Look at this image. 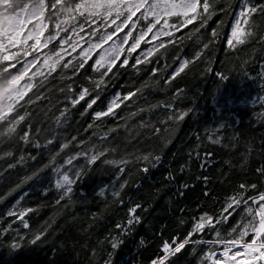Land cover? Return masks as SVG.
<instances>
[{"label": "trees", "instance_id": "trees-1", "mask_svg": "<svg viewBox=\"0 0 264 264\" xmlns=\"http://www.w3.org/2000/svg\"><path fill=\"white\" fill-rule=\"evenodd\" d=\"M224 2L219 0V4ZM237 2L233 0V4ZM235 15V12L227 16L220 13L209 21L207 30L201 29L199 33L192 31L198 25L194 21L174 32L173 37H162L173 42L158 49L147 64L133 67V59L140 50L134 53L129 65L120 69L103 93L104 97H110L115 92L141 89L118 110L123 119L110 117L104 118L103 123L94 122L92 110L81 115L84 102L75 108L69 106L65 116L60 117L68 104L66 93L60 89L68 81L60 79L59 69L43 82L42 78H36L37 87L28 94L35 102L28 106L31 115L25 124H31L30 140H39L41 148L19 140L0 139V155L7 151L14 153L0 159V195L20 183L23 176L46 164L49 149L57 148L72 136L77 139L60 154L58 164L77 152L90 153L93 147L101 146L116 149L108 153L109 159L149 151L161 155L162 159L156 167L149 165L147 174L129 165L131 172L126 171L120 177L121 181L129 180L122 193V205L112 200L111 189L107 198L98 195L99 188L109 185L116 175L114 166L101 162L103 157L95 165L87 166L74 186L76 203L64 208L55 205V175L51 167L45 168L0 203V264H104L110 254L112 264H150L151 259L162 254L165 241L178 242L186 236L194 217L205 211L218 216L226 197L240 182L258 186L264 183L255 172L264 163L260 155L264 152V41L260 39L264 36V17L256 19L257 36L233 51L227 47L226 39L230 37ZM220 20L224 23L219 29L218 42L202 49L210 29ZM148 46L151 45L142 43L141 48ZM198 52L200 55L196 58ZM185 59L190 63L167 83ZM209 67L211 71L207 70ZM153 68L159 69L154 76ZM217 73H223L227 79L221 80ZM82 82L77 78L75 86ZM178 89L182 91L176 95ZM37 95L41 96L38 100ZM187 109L191 111L183 121L169 122L172 131L163 132L166 125L161 121L174 111ZM89 123L93 124L92 128L87 127ZM154 127L162 129L159 137L153 134ZM113 128L116 130L111 131ZM105 133L107 137L101 139ZM161 137L171 142L165 144ZM49 139L53 144L46 145ZM209 152L213 155L207 156ZM21 154L25 161L16 163ZM10 163H16V167L9 168ZM84 166L85 158L80 157L64 168L71 170V174ZM205 191L210 195H204ZM84 196L86 203L81 202ZM136 203L142 205L137 210L141 220L130 232L121 233L115 225L126 223L128 209ZM28 207L35 210L24 217L30 225L28 229L19 219L6 215L10 208ZM93 213L97 214L95 218ZM242 215L241 210L232 212L218 225L221 234L226 235L237 226ZM42 230H46V235L32 244L34 234ZM114 237L123 241L117 249L111 247ZM215 238L214 231L206 228L202 239ZM12 240L21 244L14 252L9 247ZM208 247L207 244L186 245L167 264H201Z\"/></svg>", "mask_w": 264, "mask_h": 264}, {"label": "snow or ice", "instance_id": "snow-or-ice-1", "mask_svg": "<svg viewBox=\"0 0 264 264\" xmlns=\"http://www.w3.org/2000/svg\"><path fill=\"white\" fill-rule=\"evenodd\" d=\"M229 12H235L236 15L233 17L234 23L231 25L230 37L226 39V44L229 49L236 51L238 47L242 48L257 36L256 19L264 17V0H238L235 4L233 0H225L223 4H219V0H0V139L19 140L25 145L31 143L35 148H41L39 140H30L31 124H25L31 115L28 106L35 102L28 94L37 87V77L42 78L43 82L53 73H57L58 69L60 79L68 81L65 87L60 89L66 93L68 101L60 117L65 116L69 106L75 108L84 102L81 115L92 110L91 118L94 122L103 123L104 118L110 117L123 119L118 110L141 89L115 92L110 97H104L103 93L119 75L120 69L129 65L133 54L140 50L133 59V67L147 64L158 49L173 42L171 39L165 41L162 37H173L174 32L193 24L194 21H198V25L192 31L199 33L201 29L207 30L209 21L214 16L220 13L227 16ZM223 23L224 21L220 20L216 27L210 29L207 40L202 43V49H208L210 45L218 42L219 29ZM149 36L150 39H147ZM260 39L264 41V36ZM54 41L57 42L56 45L49 48ZM153 41L157 43L153 44ZM142 43L151 46L142 49ZM45 49L48 51L45 52ZM199 55L198 52L196 58H199ZM189 63L190 61L185 59L171 74L167 83H171ZM207 70L212 69L209 67ZM158 71L159 69L153 68L152 75H156ZM217 75L221 80L227 79L223 73ZM77 78L83 81L78 87L75 86ZM181 91L178 89L176 95ZM40 98L39 95L35 97L37 100ZM190 111L191 109L174 111L172 115L167 116L166 120L161 121L166 125L163 132H171L172 124L183 121ZM59 122L58 117L57 123ZM22 124L25 126L21 127ZM87 127L92 128L93 124L89 123ZM223 127L224 124H221L220 128ZM161 132L160 127H154V135L159 137ZM106 137L107 133L101 139ZM76 139L77 137L72 136L71 140L63 141L57 148L49 149L48 162L31 174L23 176L20 183L0 195V203L22 184L37 177L45 168L51 167L57 192L55 205L64 208L75 204L74 186L84 175L87 166L95 165L103 157L101 162L114 166L116 175L109 185L99 188L98 195L107 198L111 189L112 200L119 201L122 205V193L129 180L121 181L120 177L126 171L131 172L129 165L147 174L149 165L156 167L162 159L161 155L152 151L109 159L108 153H114L116 149L101 146L90 149L91 154L89 151L77 152L58 164L57 158ZM170 142V139H164L165 144ZM51 144L52 139L46 141V145ZM13 155L12 151H7L0 155V159ZM206 155L212 156L213 153ZM260 155L264 160V152ZM80 157L85 158L84 167L71 174V170H65L64 165H72L73 160ZM30 158L35 160L36 156ZM24 161L25 156L21 154L16 163L23 164ZM16 163H10L8 167L14 168ZM255 172L258 179L264 180V163L257 167ZM204 179L207 180V177ZM250 190L252 194H249ZM204 195L209 196L210 193L205 191ZM81 202H87L86 196L82 197ZM141 208L140 203L130 207L126 223H117L115 227L121 233L130 232L141 220L137 215V210ZM237 210L243 213L240 222L226 235H222L218 225ZM33 211L35 210L30 207L20 210L10 208L6 215L19 219L23 227L28 229L30 225L24 217ZM96 215L93 213L94 218ZM193 220L191 230L186 236L178 242L165 241L162 244V254L151 259L150 264H167L171 256L180 253L189 244L209 246L203 254L201 264H264V183L258 186L257 183L240 182L226 197L218 216L205 211ZM206 228L214 231L215 239H202ZM44 235L46 230L36 232L31 243L36 244ZM121 243L122 240L114 237L111 240L112 249H117ZM217 246L219 251L216 250ZM9 247L14 252L21 244L12 240ZM192 250L195 251V247ZM104 264H112L111 254Z\"/></svg>", "mask_w": 264, "mask_h": 264}, {"label": "rangeland", "instance_id": "rangeland-1", "mask_svg": "<svg viewBox=\"0 0 264 264\" xmlns=\"http://www.w3.org/2000/svg\"><path fill=\"white\" fill-rule=\"evenodd\" d=\"M217 251H219V249H217Z\"/></svg>", "mask_w": 264, "mask_h": 264}]
</instances>
